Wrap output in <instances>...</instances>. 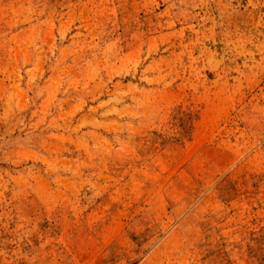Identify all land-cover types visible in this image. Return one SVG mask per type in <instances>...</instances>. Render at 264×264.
<instances>
[{
	"label": "rangeland",
	"instance_id": "374dc122",
	"mask_svg": "<svg viewBox=\"0 0 264 264\" xmlns=\"http://www.w3.org/2000/svg\"><path fill=\"white\" fill-rule=\"evenodd\" d=\"M0 264H264V0H0Z\"/></svg>",
	"mask_w": 264,
	"mask_h": 264
}]
</instances>
